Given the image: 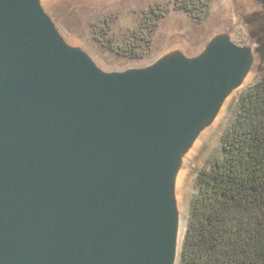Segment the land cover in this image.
<instances>
[{
    "label": "water",
    "instance_id": "water-1",
    "mask_svg": "<svg viewBox=\"0 0 264 264\" xmlns=\"http://www.w3.org/2000/svg\"><path fill=\"white\" fill-rule=\"evenodd\" d=\"M254 52L220 34L104 72L41 0H0V264H178L183 158Z\"/></svg>",
    "mask_w": 264,
    "mask_h": 264
},
{
    "label": "rangeland",
    "instance_id": "rangeland-1",
    "mask_svg": "<svg viewBox=\"0 0 264 264\" xmlns=\"http://www.w3.org/2000/svg\"><path fill=\"white\" fill-rule=\"evenodd\" d=\"M41 6L65 42L87 53L104 72L143 67L172 50L194 55L220 34L254 51L251 25L244 20L264 7L261 0H41ZM258 62L255 55L242 85L227 97L183 158L175 183L179 244L199 175L219 156L235 103L259 78Z\"/></svg>",
    "mask_w": 264,
    "mask_h": 264
},
{
    "label": "trees",
    "instance_id": "trees-1",
    "mask_svg": "<svg viewBox=\"0 0 264 264\" xmlns=\"http://www.w3.org/2000/svg\"><path fill=\"white\" fill-rule=\"evenodd\" d=\"M244 22L259 78L235 103L221 152L199 175L178 264H264V7Z\"/></svg>",
    "mask_w": 264,
    "mask_h": 264
}]
</instances>
